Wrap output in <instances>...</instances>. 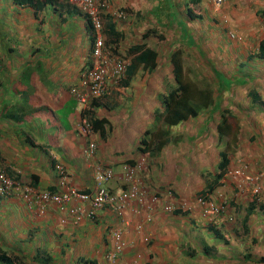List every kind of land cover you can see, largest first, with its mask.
I'll list each match as a JSON object with an SVG mask.
<instances>
[{"label": "crops", "instance_id": "crops-1", "mask_svg": "<svg viewBox=\"0 0 264 264\" xmlns=\"http://www.w3.org/2000/svg\"><path fill=\"white\" fill-rule=\"evenodd\" d=\"M200 1V15L190 18L186 14L188 0H110L108 14L116 22L115 28L124 33V39L116 44L117 53L125 55L129 47L144 43L157 52V65L152 69L138 65L127 85H111L106 97L92 101L91 115L106 118L109 124L104 134L95 132L91 136L97 148L88 157L82 151L86 138L76 131L81 108L70 93L80 71L91 62V32L84 18L62 1L44 3L37 10L29 4L0 0V110L12 104L8 98L13 101V95H19L17 85L25 70L34 74L32 102L40 108L23 125H16L0 113V169L22 185L8 196L0 195V244L5 249L25 254L28 264H107L105 255L113 246L111 234L118 230L125 242L119 254L122 262L264 264V107L259 105L255 106V114L241 116L238 141L229 153L225 172L241 169L242 176L231 179L224 173L219 180L218 188L225 189L230 201L227 213L238 221V226H231L223 214L207 221L195 198L211 180L219 153L226 146L224 142L223 149L211 153L214 144L206 139L218 134V108L206 117L204 114L183 122L185 134L184 130L179 131L181 134L174 132L179 126L172 128V133L181 137L177 144H167L137 170V182L142 187L171 189L170 201L177 205L187 201L193 207L190 213L171 214L164 211L161 200H147L143 204L129 202L120 211L114 204H106L96 210L93 219L74 223L67 210L51 203L41 212L32 198L24 196L25 186L63 190V179L81 191L94 193V172L100 165H109L114 172V177L103 183L108 191L126 188L123 162L140 157L137 146L156 117L154 111L162 109L160 96L175 86L170 63L174 51H181L183 61H190L197 71V60L212 65L218 77L214 91L220 107L227 99L232 102L227 94L231 88L236 94L251 82L243 80L242 72L252 80L254 73L264 78V60L247 59L264 37L259 15L264 0H225L220 9L208 0ZM119 9L126 15L124 19L113 16ZM222 18H227V27L220 26ZM228 29L239 31L244 39L242 46L228 41ZM110 41L106 34V44ZM247 41L254 42V52L244 51ZM243 51L246 54L236 64L237 55ZM241 61L247 65L240 66ZM33 62L38 65L32 69ZM36 72H43V78ZM260 86L257 91L263 102L264 82ZM22 87L28 90L31 84L22 83ZM249 87L243 103H249L250 92L256 90ZM94 101L98 105H93ZM189 125L195 128H187ZM199 129H203L204 139H199ZM127 131L129 136L139 133L134 147L126 140ZM184 153L189 158L173 164ZM214 154L216 158L212 159ZM204 155L206 164L198 161ZM255 188L261 194H256ZM74 205L90 208L79 200H72L67 207ZM48 256L51 259L46 262Z\"/></svg>", "mask_w": 264, "mask_h": 264}, {"label": "trees", "instance_id": "trees-1", "mask_svg": "<svg viewBox=\"0 0 264 264\" xmlns=\"http://www.w3.org/2000/svg\"><path fill=\"white\" fill-rule=\"evenodd\" d=\"M18 4H29L33 7H36L38 10L44 3L52 2L53 0H13ZM68 4V3H67ZM69 5V4H68ZM73 8L82 15L84 18L88 30H90L91 34L94 31L92 28V21L88 14H84L81 12L76 6ZM201 1L200 0H188L186 5V14L190 18H197L201 12ZM261 20L264 24V9L259 12ZM103 16L107 19L103 32L107 34L109 40H111L108 45L110 49L117 54L116 44L117 42L124 39V33L121 30L116 29V25L111 16L109 14H103ZM113 39V40H112ZM135 52H139L138 54L134 55ZM181 51H174L170 56V63L173 66V77L175 80V86L169 89L167 92L161 94L160 99L162 103L161 110H155L154 114L156 117L154 118V124H157L153 128H148L145 130V134L140 140V145L138 149L142 153H149V155L155 157L160 154L163 147L167 144H177L180 140V136L172 133V128L177 127L179 124L197 116L204 115L203 113L207 114L210 113L218 108L216 104V95L215 91L213 90V85L207 80L204 79L201 81V85H198L196 80H191L186 78L184 71H183V59L181 56ZM125 58L129 57L130 62L126 66L125 70V78L121 81L123 85H127L129 80L131 79L132 75L134 74L136 67L140 64L143 67H148L149 69L154 68L157 65V52L153 49L147 48L146 45L140 44L137 46H131L127 49L126 54L124 55ZM249 62L252 60H264V37L259 41L257 50L252 56H247ZM34 64L31 68H35L38 63L33 62ZM254 64H257L254 62ZM247 65L246 62L241 61L240 66L245 67ZM26 71V70H25ZM35 73V72H34ZM41 78H43V72H36ZM240 75H245L244 81H249V83H262L264 82L263 79H259L257 76L260 75L258 73L252 74L251 78L246 76L243 72ZM26 77L23 79V75L20 77V81L18 83L19 95H13V101L7 100L8 105L2 106L3 109L0 110V113L3 112V117L10 119L16 125H23L30 117L34 116L35 113L40 108H35L33 106L34 101L32 102V95L31 91H33V86L31 85L30 89H23L22 83L26 85H30L31 83V76L25 75ZM263 77V75H260ZM30 78V79H29ZM238 82L241 81L238 78ZM1 83V82H0ZM242 83V81H241ZM246 83V82H244ZM245 91V90H243ZM231 89L228 91V95L231 96ZM237 94V93H236ZM236 94L231 96L232 102H229L228 99L226 103L218 109V117L220 118L219 122L216 125V130L219 136V141L225 142V147L219 153V160L216 164V171L214 174L211 175L210 181L205 186L203 194L206 192L213 193L215 188L219 186V180L223 177L225 170L227 169V165L229 163V153L233 151L236 142L238 141V133L240 129L241 120L238 118L236 114H240L239 112V102L236 100ZM250 101L249 103H243L244 109L243 113H241L242 117L248 116L250 112L256 113L255 106L259 105L264 107V101L260 99L257 90H252L250 92ZM95 100V99H94ZM97 100V99H96ZM261 101V102H260ZM93 105H98L95 101ZM48 108V107H46ZM242 110V108H241ZM90 112V111H88ZM88 112H86L88 114ZM50 113V112H49ZM84 112H82L83 115ZM213 121H211L212 123ZM90 123L92 125L93 131L98 132L99 134H104V127L105 125L109 124V121L106 118H98L93 117L91 115ZM183 159V154L179 156V159L174 162L173 164H180L181 160ZM32 177V176H31ZM206 189V190H205ZM190 213L189 210L184 208H180L178 210H174L173 213ZM25 254H16L12 251L5 249L0 244V264H28L25 259ZM37 256H34L36 258ZM46 262L50 261V256L45 257Z\"/></svg>", "mask_w": 264, "mask_h": 264}, {"label": "built area", "instance_id": "built-area-1", "mask_svg": "<svg viewBox=\"0 0 264 264\" xmlns=\"http://www.w3.org/2000/svg\"><path fill=\"white\" fill-rule=\"evenodd\" d=\"M69 2L76 4L77 7L90 16L92 24L95 29V37L92 45L91 59L92 66L83 70L80 74V86L82 88H73L72 92L75 97L82 104L90 103L93 99L103 98L110 90V84L119 85L121 80L125 77L126 66L128 61L113 54L108 50L104 43V38L101 32V18L100 9L108 10L110 3L108 0H68ZM216 8L222 6L224 0H211ZM123 14L119 12L118 17H122ZM77 129L80 133L86 137L92 136V128L86 118L81 119V123ZM96 149V143L91 139L87 147L83 150L85 156H91ZM59 167L62 174L64 171ZM126 172L123 178L129 182V187L125 191L120 193L110 194L106 189L101 186V183L108 180L113 176L112 170L107 166H99L96 168L95 181L97 183L96 191L91 193L81 192L74 186H68L63 190L56 191H39L32 187H24L25 198H32L43 211L46 204H55L60 210H67L73 217L74 223L83 218L93 219L96 215V210L102 208L106 204H115L117 210H122L127 201L133 199L137 204H143L148 200V196L145 195L144 190L140 188L138 183L133 178V168L126 167ZM236 175L242 174L241 169H237L234 172ZM134 181V182H133ZM19 183L9 177L3 170L0 169V194L9 195L16 189H18ZM258 191V188H255ZM207 195V194H206ZM209 197V196H208ZM157 195H151L148 201L157 200ZM72 200H79V202H86L90 208L84 209L78 205L67 207ZM199 201L203 203L205 198H199ZM228 205V202L224 199L222 194L213 195L208 199L209 209H205V215L208 212H220L224 207ZM165 210L170 211L171 207L166 205ZM113 240L112 248L106 253L107 264H136L134 259L128 262H121L119 254L124 248V240L120 231H113L111 234Z\"/></svg>", "mask_w": 264, "mask_h": 264}, {"label": "clouds", "instance_id": "clouds-1", "mask_svg": "<svg viewBox=\"0 0 264 264\" xmlns=\"http://www.w3.org/2000/svg\"><path fill=\"white\" fill-rule=\"evenodd\" d=\"M57 1H59V2H65V3H68V4H70L71 6H76L77 7V5L76 4H73V3H71V2H69L68 0H57ZM209 2H211L212 3V1L211 0H208ZM108 2L110 3V0H108ZM226 1L224 0L223 1V4H222V6L221 7H219V8H216L214 5V7L216 8V9H220V8H223V6H224V3H225ZM213 4V3H212ZM110 5V4H109ZM78 8V7H77ZM110 8H111V5H110ZM110 8H108V10H104V9H100V18H101V24H102V27H101V32H102V35H103V38H104V43H105V46H106V48L108 49V50H110L113 54H115L111 49H110V47L106 44V34H104V32H103V29H104V26H105V23H106V21H105V17L103 16V14H108L109 13V10H110ZM79 9V8H78ZM80 10V9H79ZM81 11V10H80ZM82 12V11H81ZM119 12H121L122 14H123V16L122 17H118V14H119ZM84 14H86V13H84ZM113 16L114 17H116V18H118L119 20H121V19H124L125 18V14L119 9V10H117V11H115V12H113ZM90 17V16H89ZM92 24V23H91ZM92 28L94 29V26H93V24H92ZM94 37H95V29H94V31L92 32V34H91V41H92V45H93V41H94ZM92 45H91V51H92ZM91 51H90V59H91ZM115 55H118L119 57H121V58H123V59H125V60H127L128 61V64H129V62H130V59H129V57H127V58H125L124 57V55H120V54H115ZM92 66V59H91V62H90V66H88V67H85V68H83L81 71H80V73H79V75H78V81H77V83H76V85L75 86H73V87H71V89H70V93H71V95L72 96H74L75 97V95L73 94V92H72V89L73 88H77V89H80V88H82L81 86H80V74H81V72L83 71V70H85V69H87V68H89V67H91ZM184 71V70H183ZM126 77V76H125ZM124 77V78H125ZM123 78V79H124ZM122 79V80H123ZM35 80V79H34ZM111 85L112 84H110L109 86L111 87ZM113 86V85H112ZM109 92V91H108ZM107 92V93H108ZM121 93V92H120ZM107 96V94L104 96V97H106ZM76 98V97H75ZM98 99V98H97ZM94 100V99H93ZM92 100V101H93ZM92 101L90 102V103H88L87 102V104H82V103H80L79 102V100L76 98V102H78L79 103V105H80V118H79V121H78V124L76 125V131H77V133H79L81 136H83V137H85L86 138V145L84 146V148H83V150L87 147V145H88V143H89V141L92 139L93 141H94V139L90 136V137H86V136H84V135H82L81 133H80V131L77 129V127H78V125L81 123V119L82 118H86L87 119V121H88V123L91 125V123H90V119H91V113L90 112H88V111H90L91 110V103H92ZM82 112H84L83 113V115H82ZM86 112H88V114L86 113ZM182 124V123H181ZM180 125V124H179ZM178 125V126H179ZM91 128H92V125H91ZM94 131H93V128H92V134L94 135ZM141 140V139H140ZM95 142V141H94ZM96 143V142H95ZM139 145H140V142H139ZM138 145V146H139ZM138 146H137V148H138ZM96 148H97V145H96ZM82 150V151H83ZM139 150V149H138ZM140 152V151H139ZM84 154V153H83ZM140 157L138 158V159H136V160H133V161H127V162H123V164H124V166H123V175H122V178H123V176H124V173L126 172V167H128V168H133L134 169V172H133V178H134V181H138V179L136 178V174H137V170L140 168V166L142 165V164H147V162L150 160V157H153V156H151V155H149V153H142V152H140ZM150 164H148V166H149ZM58 166V165H57ZM100 166H103V165H100ZM104 166H107V167H109L111 170H112V172H113V169L109 166V165H104ZM99 167V166H98ZM236 170V169H235ZM235 170H229L228 172L226 171L225 172V174L227 173V176L228 177H230L231 179L233 178H236L237 176L239 177V176H242V174H238V175H236L234 172H235ZM64 171V170H63ZM95 172H96V169H95ZM95 172H94V181H95ZM65 173V172H64ZM8 175V174H7ZM62 175H65V174H62ZM9 176V175H8ZM9 177H11V176H9ZM114 177V172H113V176L111 177V178H113ZM12 178V177H11ZM111 178H109L108 180H110ZM13 179V178H12ZM124 179V178H123ZM13 180H15V179H13ZM108 180H106V181H108ZM125 180V179H124ZM236 180V179H235ZM16 181V180H15ZM106 181H104V182H102L101 183V186L104 188V189H106L104 186H103V183H105ZM126 181V180H125ZM133 181V182H134ZM16 182H18V181H16ZM63 182L65 183V187H66V185H68V186H72V185H69L68 183H66V179H63ZM96 182V181H95ZM237 183H238V181H236ZM19 183V182H18ZM138 183V182H137ZM126 184H127V186H126V188H123V189H121V190H119V191H116V192H110V191H108L107 189V191L110 193V194H116V193H120L121 191H125V190H127L128 189V187H129V182L128 181H126ZM138 185L140 186V188L142 189V190H144V193H145V195L146 196H148L147 198H148V200H149V198H150V196L151 195H157V197H158V199L157 200H155V202H159V200H161L163 203H164V211L165 212H168V213H171V214H175V213H173L174 212V210L176 209V210H178V209H180V208H184V209H186V210H189L190 212H191V210L193 209V207H192V205L190 204H188L187 203V201H181V202H179V205H177V204H173L171 201H170V197H171V193H172V190L171 189H168V190H148V188H144V187H142L141 186V184L140 183H138ZM223 185V184H222ZM19 186L21 187H19L20 189H22V185L19 183ZM25 187H31V186H25ZM219 186H217L216 188H215V190L213 191V193H208V192H206V194L204 193L203 194V191H204V188L205 187H203L202 188V190L199 192V194L197 195V196H195V198H196V201L198 202V204H200L201 205V207H202V215L204 216V217H206L207 218V221H212V220H214V216H217V215H221V214H223V215H225V220H226V222H228L231 226L232 225H234V224H236V222H237V220L232 216V215H229L228 213H227V207H229V204H230V201H229V199L226 197V195H225V192H222V191H225V189L223 188V187H221V188H218ZM18 188V189H19ZM33 188V187H32ZM218 188V190H216ZM96 189H97V183H96ZM96 189H95V191H96ZM37 190H39V189H37ZM79 190V189H78ZM206 190V189H205ZM222 190V191H221ZM39 191H42V190H39ZM46 191V190H45ZM47 191H50V190H47ZM56 191V190H55ZM79 191H81V190H79ZM255 193L257 192V191H255V189L253 190ZM258 191H259V188H258ZM81 192H84V191H81ZM86 193H88V192H86ZM91 194H93V193H91ZM216 194H222L223 195V197H224V199L228 202V205L226 206V207H224L220 212H218V213H215V212H208V214H206L205 215V212H204V210L205 209H209V207L207 206L208 205V199L210 198V197H212L213 195H216ZM256 194H258V193H256ZM1 195V194H0ZM10 195V194H9ZM1 196H5V195H1ZM8 196V195H7ZM209 196V197H208ZM199 198H205V201H203V203L201 202V201H199ZM129 202H136V201H134L133 199H130V200H128L127 201V203H129ZM137 203V202H136ZM156 203V204H157ZM110 205V204H109ZM115 205V204H114ZM163 205V204H162ZM166 205H168V206H170L171 207V210L170 211H168V210H165V206ZM105 206V205H104ZM103 206V207H104ZM116 206V205H115ZM153 207H151L150 209H152ZM106 256V255H105ZM106 258V257H105ZM122 262V261H121Z\"/></svg>", "mask_w": 264, "mask_h": 264}, {"label": "rangeland", "instance_id": "rangeland-1", "mask_svg": "<svg viewBox=\"0 0 264 264\" xmlns=\"http://www.w3.org/2000/svg\"><path fill=\"white\" fill-rule=\"evenodd\" d=\"M253 21H255V19H253ZM222 24L220 25L221 27L224 25L225 27H227V18H222ZM220 28V27H219ZM225 29V28H224ZM226 31V36H227V38H228V41H231V43H233V42H236V43H238L240 46H242L243 45V42H244V39H242V37L240 36V33H239V31L237 30V31H235V30H232V29H228V30H225ZM207 32H209V31H207ZM213 42L214 41H212V42H208L207 44H209V45H211V44H213ZM242 42V43H241ZM222 43V42H221ZM227 43V42H226ZM252 43H254L253 41H247V42H245V45H246V47H245V49L246 50H244V51H252V49H253V52H254V50H255V48H254V45L252 44ZM237 45V44H236ZM238 46V45H237ZM240 46H238V47H240ZM240 50V48H238V50L237 51H239ZM210 52L212 51V50H209ZM244 51H243V53H240L239 55H237L238 57H237V59H236V64H237V61L239 60V59H241L242 57H244V55L246 54V53H244ZM219 55V54H218ZM218 55H216V56H218ZM208 57V56H207ZM210 57H211V55H210ZM219 57V56H218ZM214 58H215V56H214ZM201 59V58H200ZM233 63V62H232ZM231 63V64H232ZM196 65H198V66H200V71L198 72L197 70H195V68H194V66L191 64V62L190 61H183V70H184V74H185V76H186V78H189V79H191V80H196V82H197V84L198 85H201V81L202 80H204V79H207L212 85H213V90H215V81L217 82V79H218V77L217 76H215V72L212 70V65H209V63H208V61L207 60H205V61H200V62H198V60H197V63H195ZM230 64V65H231ZM230 65H229V67H230ZM23 75V79L26 77L25 75H28V76H32V75H34L33 73H30L28 70L27 71H25V72H23L22 74H21V76ZM35 78H36V76H34ZM263 82V81H262ZM33 87H34V83H32L31 84ZM249 86H253V87H255V89L256 90H260V88H262L261 86H260V83L258 82V83H249L248 85L246 84V85H243V86H241V87H243L241 90H240V92H237L236 91V96H239L238 98H240L239 100H240V102H243L244 100H246V97H245V93L244 92H246V90L248 89V88H251V87H249ZM243 90H245V91H243ZM231 91L232 92H235V90L233 89V88H231ZM232 92H231V96H233L234 95V93L232 94ZM122 95V94H121ZM11 99V97L10 98H8L7 100L9 101ZM239 102V105H240V107H239V112H240V114H236L237 116H238V118L241 120V113H243V109L245 108L244 107V105H242L241 103ZM225 104V103H224ZM221 107L220 106H218V109H220ZM241 108H242V110H241ZM217 112V110L214 112L215 114H217L216 113ZM203 114H205V113H203ZM208 114V113H207ZM205 117H206V114L204 115ZM212 116H214V115H212ZM157 124H154V120H153V122L151 123V124H149V127L148 128H153L154 126H156ZM187 128H195L194 126H191V125H189V126H186ZM196 127H198V126H196ZM180 128V129H179ZM178 129V131L177 130H175L174 132L175 133H180L179 131H181V130H184L185 129V127H184V125H179V127L177 128ZM203 129H199L198 130V136H199V139H204V138H202V136H204L202 133H203V131H202ZM186 131L187 130H184L183 131V134H185L186 133ZM145 132V131H144ZM143 132V135L145 134ZM181 134V133H180ZM139 139V133L137 132L135 135H131V136H129V133H128V131L126 132V140L129 142V144H131L133 147L135 146V142L137 141ZM208 141H212V143L214 144V145H211V153H216V152H218L219 150H221V149H223V147H224V143L221 141V143H220V141H219V136H218V134L215 136H213V135H208V138H206ZM201 152V151H200ZM38 156V155H37ZM200 156H198L197 158H199ZM206 158V155H204V156H201L200 158H201V160H198V161H200L202 164H206V162L205 161H203V158ZM183 158H185V159H188L189 157L187 156V155H185V153L183 154ZM208 158V157H207ZM216 157H215V154L212 156V159H215ZM42 158H40L39 160H41ZM217 159H218V156H217ZM41 162H43V160H41ZM194 166H196L197 167V165H195V164H193ZM187 167V166H186ZM149 187H151V186H149ZM152 188V187H151ZM151 188H148V190L150 191L151 190ZM216 190H218V189H216ZM222 191V190H221ZM222 192H225V191H222ZM256 193H258V194H261L260 193V191H257ZM197 202V201H196ZM198 203V202H197ZM192 211V210H191ZM238 223V221L236 222V224ZM236 224H234L235 226H238V225H236Z\"/></svg>", "mask_w": 264, "mask_h": 264}]
</instances>
